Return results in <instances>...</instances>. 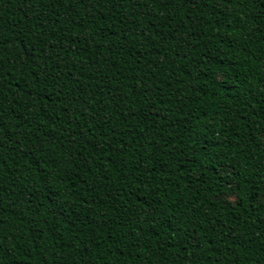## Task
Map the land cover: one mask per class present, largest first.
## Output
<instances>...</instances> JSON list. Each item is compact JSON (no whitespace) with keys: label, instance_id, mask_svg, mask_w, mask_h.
Masks as SVG:
<instances>
[{"label":"trees","instance_id":"1","mask_svg":"<svg viewBox=\"0 0 264 264\" xmlns=\"http://www.w3.org/2000/svg\"><path fill=\"white\" fill-rule=\"evenodd\" d=\"M0 264H264V0H0Z\"/></svg>","mask_w":264,"mask_h":264}]
</instances>
